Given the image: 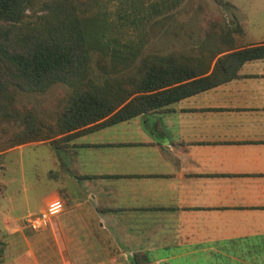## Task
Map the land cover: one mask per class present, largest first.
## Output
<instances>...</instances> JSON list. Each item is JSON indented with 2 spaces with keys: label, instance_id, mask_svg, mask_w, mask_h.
Here are the masks:
<instances>
[{
  "label": "crops",
  "instance_id": "obj_1",
  "mask_svg": "<svg viewBox=\"0 0 264 264\" xmlns=\"http://www.w3.org/2000/svg\"><path fill=\"white\" fill-rule=\"evenodd\" d=\"M255 22L242 46L264 43ZM58 149L41 208L64 207L34 236L5 224L3 264H264V58Z\"/></svg>",
  "mask_w": 264,
  "mask_h": 264
},
{
  "label": "trees",
  "instance_id": "obj_2",
  "mask_svg": "<svg viewBox=\"0 0 264 264\" xmlns=\"http://www.w3.org/2000/svg\"><path fill=\"white\" fill-rule=\"evenodd\" d=\"M63 1L54 2L53 11L44 20L25 22V9L35 0H0V113L6 108L10 88L45 90L55 82L72 87L50 126V136L30 129L3 148L49 137H54L56 149L63 148L77 135L162 109L235 76L243 61L264 58V43H239L235 34L244 33L239 23L234 28L212 26L194 51L149 54L141 58L136 69L107 75L99 82L90 75L88 66L89 22L67 0ZM106 44L110 46V42ZM131 50V45L124 49L113 47V61L122 62L117 72L131 67Z\"/></svg>",
  "mask_w": 264,
  "mask_h": 264
},
{
  "label": "rangeland",
  "instance_id": "obj_3",
  "mask_svg": "<svg viewBox=\"0 0 264 264\" xmlns=\"http://www.w3.org/2000/svg\"><path fill=\"white\" fill-rule=\"evenodd\" d=\"M57 1V0H56ZM55 0H35L25 9L23 20H44L53 11ZM63 1V0H62ZM80 16L89 22L91 57L90 75L96 81L136 69L141 58L153 53L166 54L173 50L194 51L212 26L242 25L244 16L251 23L244 29L257 30L264 23V0H67ZM64 2V1H63ZM50 5V6H49ZM239 43L241 36L236 33ZM106 42H110L107 47ZM131 45L132 65L117 72L122 62L115 59L112 49ZM11 89L6 108L0 113V263L3 264V229L15 223L27 236L36 230L25 226L24 217L37 212L58 183L61 171L59 156L62 149L54 147L53 138L30 140L7 148L16 136L32 129L35 134L51 135L55 122L72 87L55 82L45 90ZM37 132V133H36ZM58 153V154H57ZM18 244V243H17ZM36 247L35 239L30 242ZM19 250H25L22 243Z\"/></svg>",
  "mask_w": 264,
  "mask_h": 264
},
{
  "label": "built area",
  "instance_id": "obj_4",
  "mask_svg": "<svg viewBox=\"0 0 264 264\" xmlns=\"http://www.w3.org/2000/svg\"><path fill=\"white\" fill-rule=\"evenodd\" d=\"M64 207V201L56 196L49 199L45 206L37 212L28 213L24 217L25 226L32 230H39L51 219L53 215Z\"/></svg>",
  "mask_w": 264,
  "mask_h": 264
}]
</instances>
